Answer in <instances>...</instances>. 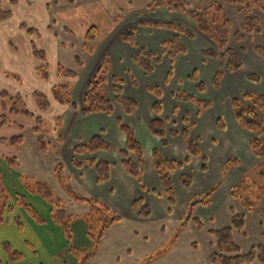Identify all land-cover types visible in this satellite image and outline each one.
Here are the masks:
<instances>
[{
	"label": "crops",
	"instance_id": "0c3cea01",
	"mask_svg": "<svg viewBox=\"0 0 264 264\" xmlns=\"http://www.w3.org/2000/svg\"><path fill=\"white\" fill-rule=\"evenodd\" d=\"M102 1L120 10L122 5L130 0ZM180 1L195 11L208 9L219 2ZM129 3L131 5V2ZM153 4L154 0H149L146 5L137 9L134 15L128 17L129 21L125 26H116L110 33L101 37L99 35L97 41L93 42L97 44L98 51L94 49V53H87L88 57H94L92 64H84L82 69H77L79 76L72 89L71 103L56 101L64 107L59 116L61 128L58 129L55 124L54 133H37L34 131L37 126L35 123L26 129L20 143L23 149L18 159L24 175H27L29 180L47 184L52 188V193L65 202L66 210L81 216L71 226L69 253L93 250L92 241L88 237L87 222L82 218L89 213L90 208L74 201L70 192L93 198L122 218L105 232L98 250L89 258V264H126L128 259L133 260L134 264L141 262L169 241L177 227H180L181 233L173 248L177 247L162 262L185 264L175 258L183 250H187L202 260L196 264H213L210 257L217 250V239L212 232L230 226L235 214L245 215L243 231H234V240L242 252L248 253L253 247L264 245V194L261 204L259 202L252 211H247L233 195L248 171L261 164L260 159L252 152L250 143L258 139L264 144V136L257 138L253 133L242 129L232 108L233 100L240 99L245 92L264 95V58L254 50L256 46L264 47V12H253V16L262 24V32L247 35L243 42L238 43L234 35L241 29L245 19L239 7L224 6V13L232 23L229 48L242 60L241 69L230 72L220 58L222 52L217 45L199 30L190 17L165 7H154ZM165 23L180 25L194 35L193 38H188L179 34L186 51L174 61H171L168 54H162V45L175 36L172 30L156 26ZM131 28L136 30L135 46L122 40V34ZM141 49L162 56L161 62L154 66L152 73H145L133 61V57L139 54ZM205 51H211L217 56L207 57L204 55ZM105 57L111 62L112 73L124 79L123 95L138 104V109L132 114H127L124 108L115 102L111 83L106 89V94L114 103L113 112L92 113L87 116L81 114L87 86ZM218 72H221L223 77L219 88L216 89L214 77ZM194 73L204 84V92L198 91V83L188 80ZM251 75L257 77V80H251ZM149 87H158L161 91V119L165 123L167 145H163L162 139L150 131V124L156 118L153 105L157 99L148 91ZM179 91L208 101L211 106L200 111L198 105L178 100L176 94ZM120 120L134 131L142 146L141 183L122 165L124 158L118 152L126 148V136L119 128ZM184 130L189 132L188 139L198 144L205 160L191 155L183 136ZM172 132L175 135H171ZM100 134L109 144L110 150H99L86 155L74 153L77 145L86 143ZM41 137L49 146L47 153L40 149ZM26 138L28 142L25 144ZM154 152H158L165 159L184 164L173 176L177 195L175 206L169 204L162 189L154 165ZM91 159L112 165L108 181L98 183L95 167L87 165V161ZM74 161L80 166H75ZM183 177L192 179L190 187L183 185ZM215 187L209 203L204 204L205 198L202 196ZM138 201H142L141 206H135ZM144 208L149 209V217L140 215ZM189 213L190 217L187 219ZM203 249L205 251L201 256ZM72 261L74 264L79 263V259L77 261L75 257H72ZM158 262L159 260L153 264ZM252 264L261 263L255 261Z\"/></svg>",
	"mask_w": 264,
	"mask_h": 264
},
{
	"label": "rangeland",
	"instance_id": "374dc122",
	"mask_svg": "<svg viewBox=\"0 0 264 264\" xmlns=\"http://www.w3.org/2000/svg\"><path fill=\"white\" fill-rule=\"evenodd\" d=\"M148 1L130 0L131 5L126 2L117 10L102 0H0L1 9L11 14L8 20L0 22V217L3 219L0 224V264H74L72 257L79 259V264L90 263L86 256L92 249L77 251V254L68 252L70 240L62 226L53 220L52 205L37 191L36 180H29L20 166L21 144L8 140L24 137L26 129L37 123L38 118L42 121L41 132L54 133L55 120L64 110L53 94V89L65 81L58 75V66L77 70L75 55L80 56L85 65L92 64L94 57H88L84 49V36L88 30L96 27L101 37L116 26L122 28L128 23V17ZM91 45L97 52V44ZM34 48L43 55H36ZM40 69H44L46 76ZM3 92L8 97H3ZM17 96L21 100H15ZM44 102L49 104L46 111L41 110ZM14 107L18 113H11ZM2 118L7 123H1ZM27 142L28 138L25 144ZM15 158L17 165L7 162ZM263 189L264 162L261 161L245 175L237 194L242 198L258 199L261 204ZM53 196L67 209L57 194L53 193ZM99 230L97 227L96 232ZM179 230L177 227L169 241L136 264H153L158 260L156 264H164L162 261L172 253L180 236ZM5 243L11 245L10 251H18L24 258L11 261ZM201 251L203 256L205 249ZM179 255L175 259L180 263L202 261L187 250ZM125 263L134 264V261L128 259Z\"/></svg>",
	"mask_w": 264,
	"mask_h": 264
},
{
	"label": "trees",
	"instance_id": "16d2710c",
	"mask_svg": "<svg viewBox=\"0 0 264 264\" xmlns=\"http://www.w3.org/2000/svg\"><path fill=\"white\" fill-rule=\"evenodd\" d=\"M225 5H235L239 7L241 15L244 17V23L241 29L235 33L234 39L236 42H243L247 35L259 34L262 32V24L257 17L253 16L254 10H260L264 12V0H219L218 3L214 4L208 9L195 11L187 7L186 4L180 0H154V7H165L171 11L180 12L186 14L190 17L198 26L199 30L206 34L218 47L221 53V60L226 63V67L230 72H235L241 69L242 60L241 58L229 48V40L231 34V21L224 13ZM11 17L9 12L3 11L0 7V22L6 21ZM157 27L167 28L175 32L174 38L162 45V54H168L171 61L184 54L186 49L182 45L179 34H184L188 38H193L194 35L183 28L180 25L165 23L157 24ZM135 35L136 30L131 28L126 30L122 34V40L126 43L135 46ZM99 33L96 27L92 26L86 36L84 49L88 54L94 53V48L91 43L97 41ZM256 53L264 58V47H254ZM36 55H43V52L36 50L34 48ZM204 55L207 57H216L217 55L211 51H205ZM162 60V56L156 55L151 51L141 49L139 54L133 57V61L147 74L154 71V66L159 64ZM76 65L78 69L84 67V62L80 56L75 57ZM41 72L46 73L44 69H40ZM171 73V72H170ZM58 75L65 78V81L61 82L53 89L54 99L59 103H71V93L75 83V80L79 76L78 70L67 69L62 65L58 66ZM222 73L218 72L214 77V87L219 88ZM251 80H257V77L251 75L249 76ZM189 81L198 83L199 79L196 73L188 77ZM109 83L112 85V92L114 94V100L116 103L120 104L127 114H132L138 109V104L133 99L127 98L123 95L122 86L124 84V79L115 73H112L111 62L108 57H105L90 80L85 96L84 104L81 108V114L83 116L90 115L92 113H112L114 110V103L106 94V89ZM199 92L205 91V86L202 82L197 85ZM148 91L151 92L157 99V102L153 105V111L156 118L150 124V131L153 135L158 136L162 139V144L167 145L166 140V129L165 123L161 119L162 114V104L161 91L158 87H149ZM35 95H39L36 93ZM3 97H8V95L3 92ZM176 98L180 101H189L199 106L200 111L208 109L211 103L204 101L198 97H195L186 92L179 91L176 94ZM15 100H21L20 96H17ZM49 107L47 102L41 105V110L46 111ZM232 108L234 112L235 119L239 126L251 133H253L257 138L264 136V95H255L252 93L245 92L242 94L240 99H234L232 102ZM12 112L18 113L17 109L14 107ZM29 115V114H28ZM41 119L38 118L37 126L34 131L41 133ZM1 123L5 124L6 119L2 118ZM119 128L122 133L126 136V148L120 150L118 153L124 158L122 165L124 169L134 177L139 183L142 180V174L140 170V165L143 163V150L140 142L138 141L134 131L128 127L121 120L118 122ZM57 128H61V117L56 120ZM175 135V133H171ZM183 136L187 141V145L191 155L201 157L205 160L198 144L190 141L188 139L189 132L187 130L183 131ZM1 141H5L1 139ZM11 143H21L23 137H15L10 140ZM40 149L42 152L47 153L49 146L43 137L39 140ZM250 148L255 156L259 157L262 162H264V144L258 139L250 143ZM99 150H110L109 144L105 141L103 136H94L90 141L77 145L74 148V153L77 155L94 154ZM9 164L17 165L16 159H8ZM73 164L77 167L80 164L76 161ZM87 165L89 167H95L97 172L98 183H104L110 178V169L112 165L108 162L96 160H88ZM154 165L158 173L160 183L167 201L171 206H175L177 203V195L174 187L173 176L180 171L184 164L178 161L165 159L158 152H154ZM1 174V173H0ZM37 191L43 196L44 200L52 205V218L53 220L60 224L67 236L71 241L72 233L71 226L72 223L81 217L80 215H75L66 210L64 203L61 200H56L53 196L51 188L44 182H35ZM182 183L185 187H190L192 179L190 177H183ZM1 176H0V187L2 188ZM216 187L209 190L204 197V204L209 203V198L211 194L215 191ZM264 191V189H263ZM74 201L80 204H86L89 206V213L82 216L88 225V237L92 241L93 250L89 253L86 258H91L95 252L98 250L100 242L102 240L105 232L114 224L119 223L122 218L116 214H113L107 207L99 203L97 200L90 197H82L74 195L70 192ZM234 197L238 198L242 205L247 211H252L258 206V199H252V197L245 198L240 197L236 192H233ZM142 201L135 203V206H141ZM191 206V205H190ZM140 215L142 217H149L150 211L148 208H144ZM2 218L0 217V224L2 223ZM198 223V222H197ZM199 224V223H198ZM245 224L244 214H235L232 218V224L223 229L213 231L212 233L217 239V250L210 257V262L213 264H252L255 261H259L264 264V245H258L253 247L248 253H243L241 248L236 244L234 240V231L242 232ZM99 227L100 230L96 232V228ZM262 239L264 241V227L262 231ZM4 248L10 252V260L13 262L20 261L24 258V254L15 251H10L12 249L9 243L4 244ZM79 264V263H78Z\"/></svg>",
	"mask_w": 264,
	"mask_h": 264
},
{
	"label": "water",
	"instance_id": "95a60500",
	"mask_svg": "<svg viewBox=\"0 0 264 264\" xmlns=\"http://www.w3.org/2000/svg\"><path fill=\"white\" fill-rule=\"evenodd\" d=\"M189 217H190V213L188 214V217H187V219H189Z\"/></svg>",
	"mask_w": 264,
	"mask_h": 264
}]
</instances>
